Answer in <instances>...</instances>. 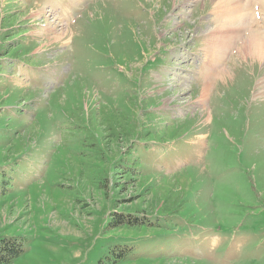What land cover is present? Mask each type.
I'll return each mask as SVG.
<instances>
[{
  "label": "rangeland",
  "instance_id": "rangeland-1",
  "mask_svg": "<svg viewBox=\"0 0 264 264\" xmlns=\"http://www.w3.org/2000/svg\"><path fill=\"white\" fill-rule=\"evenodd\" d=\"M221 1L0 0V239L27 241L10 264H116L112 236L121 264H264V64L238 55L264 43V0ZM118 111L164 143L136 148L125 199L187 202L138 234L108 232L120 177L83 154Z\"/></svg>",
  "mask_w": 264,
  "mask_h": 264
},
{
  "label": "trees",
  "instance_id": "trees-1",
  "mask_svg": "<svg viewBox=\"0 0 264 264\" xmlns=\"http://www.w3.org/2000/svg\"><path fill=\"white\" fill-rule=\"evenodd\" d=\"M3 96L0 95V109L5 108V104L2 101ZM130 108L133 109L132 104L129 102ZM137 117H132L130 113L117 112L112 120L104 119L103 122H97L100 131V136L97 134L87 133L83 134V154L88 149L94 154L95 162L101 164L104 167L103 171L107 174H117L120 178H115L114 191L118 196L117 202H112V207L116 206V216L113 214L110 217V222L107 224L108 232L116 231L118 233H140L143 229H148L149 224L155 222L154 218H149V215L155 214H177L180 215L186 205V201L183 199V195L179 190H173L171 193L158 194L157 192L142 193L139 195H132L128 199L122 195L121 190L124 186H131L140 192L139 188L133 185L134 180L144 181V175L139 177V164L138 160L132 159L131 156L135 153L138 144L160 140V133H156L151 130L140 129V133L136 130L131 133L132 128H135V124L139 125ZM142 123V122H141ZM141 126H145L144 123ZM79 129L87 131L88 128L85 125L78 126ZM91 136H94L93 139ZM137 136L140 140H137ZM137 138V139H134ZM165 139V138H164ZM163 139V140H164ZM134 140V141H132ZM114 154L116 157L112 158ZM83 159H86L85 155H82ZM121 157L117 162H114L116 158ZM108 161V163L106 162ZM110 162V163H109ZM111 163H113L111 165ZM107 164V165H105ZM106 181V179L104 178ZM97 181L96 183H99ZM64 190V189H63ZM123 192V191H122ZM116 196V197H117ZM79 203V201H78ZM119 203V204H117ZM144 219V221L142 220ZM146 224L148 226H146ZM156 227V226H155ZM108 246L106 248L110 251L116 247L117 256H111L115 259L116 264H121L126 261L127 256L130 254L128 250L123 249V239L119 236L108 237L106 240ZM27 245L25 238H4L0 239V264H10L13 260L18 258L24 252V247ZM109 253V252H108ZM107 253V254H108ZM105 259V258H104ZM111 264L110 262H108ZM99 264V262H98ZM102 264V261H100Z\"/></svg>",
  "mask_w": 264,
  "mask_h": 264
},
{
  "label": "bare ground",
  "instance_id": "bare-ground-1",
  "mask_svg": "<svg viewBox=\"0 0 264 264\" xmlns=\"http://www.w3.org/2000/svg\"><path fill=\"white\" fill-rule=\"evenodd\" d=\"M212 1L215 4L214 7H218L219 5L221 6L222 3H223L221 0H212ZM240 2L243 3V0H239L236 3L240 4ZM232 7H233L234 11H239V7L236 8V5H233ZM238 53H239L238 55H240L242 53H244L246 55H249L252 59H255V60H257L259 62H262L264 64V43L263 42L261 44H253V48H252V51L250 52V54L247 53L246 47H242L238 51ZM213 54H214V51H213ZM197 58H199V57H197ZM214 62H215V64H214ZM204 66H205V68H207L206 70L210 72V78L212 77V79L213 78H216V77H220L221 80H222V76L223 75L226 76V74H227L226 68L223 67V66L221 68V66L219 65V60L218 59H214V60H211L209 62H206L204 64ZM211 83H212V81L210 80V83L209 84H211ZM209 84L204 88L203 99L206 97V95H207V93L209 91L208 90L209 87H210ZM260 85H261L262 88L259 90V92L256 94V96H259V97H263L264 98V80L260 82Z\"/></svg>",
  "mask_w": 264,
  "mask_h": 264
}]
</instances>
